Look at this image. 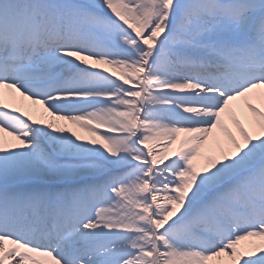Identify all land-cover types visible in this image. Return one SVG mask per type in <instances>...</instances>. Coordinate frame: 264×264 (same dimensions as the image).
Wrapping results in <instances>:
<instances>
[{"label":"snow or ice","instance_id":"1","mask_svg":"<svg viewBox=\"0 0 264 264\" xmlns=\"http://www.w3.org/2000/svg\"><path fill=\"white\" fill-rule=\"evenodd\" d=\"M0 264H264V0H0Z\"/></svg>","mask_w":264,"mask_h":264}]
</instances>
